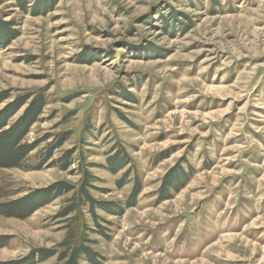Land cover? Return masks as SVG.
Listing matches in <instances>:
<instances>
[{"label":"rangeland","instance_id":"obj_1","mask_svg":"<svg viewBox=\"0 0 264 264\" xmlns=\"http://www.w3.org/2000/svg\"><path fill=\"white\" fill-rule=\"evenodd\" d=\"M37 1L0 0L18 33L0 48V110L28 94L48 102L26 138L38 147L0 169V204L56 181L76 188L26 219L0 215V261L67 239L76 213L59 214L83 162L98 164L100 202L124 205L142 182L123 214L96 209L101 264H264V0H57L45 14ZM117 146L132 163L113 174L102 165ZM173 169L190 178L167 192ZM83 219L98 229L89 204Z\"/></svg>","mask_w":264,"mask_h":264},{"label":"trees","instance_id":"obj_2","mask_svg":"<svg viewBox=\"0 0 264 264\" xmlns=\"http://www.w3.org/2000/svg\"><path fill=\"white\" fill-rule=\"evenodd\" d=\"M57 0H38L34 4V12L39 14H45L54 8V4ZM18 5L25 11L29 10V0H16ZM31 8V7H30ZM11 23L5 22L0 18V48L8 46L18 35L15 28L11 26ZM10 97L8 92L0 93V105ZM47 99L43 94L34 95L28 94L17 97L13 101L5 104L0 110V169L3 168H18L23 167L27 157L38 147L40 141L36 140L32 143L27 142L26 138L31 132L32 125L36 123L44 108L47 106ZM23 112L16 120L14 118L17 113L23 109ZM62 140L59 143L53 145L50 148L49 153L44 157V162H48L52 157L55 149L62 146ZM75 151H68L62 158L61 165L63 169L68 168L71 165L70 157ZM106 165H102L109 173H119L125 170L132 163V158L127 151L120 146L114 148L113 152L107 158ZM66 160V162H65ZM98 166L95 164H87L84 167V163L81 164V171L84 173V180L78 189V193L75 199L72 200L70 205L59 214L60 217H66L71 213H76L74 217L70 219V230L67 239L60 243L57 247L46 248L38 247L32 250L28 255L16 260L0 261V264H38L40 262L51 259L52 257H58V263L56 264H84L81 263L85 259L89 264H101L102 255L100 252H96L90 243L93 241L89 237V233L92 231L101 232L106 236V228L100 225L99 215L96 214V209L101 208L107 211L109 214L121 215L128 207L135 206L136 200L142 192V182L140 178L135 179L133 191L128 197L126 203L123 204H107L95 199L89 190L90 187H94V183L100 180L99 177L94 176L88 169ZM180 168V167H179ZM130 169H127L125 176L119 182V186L123 187L126 183V178L130 175ZM176 169L170 170L163 179L161 186L164 191H171L173 188L178 191L184 187L190 178L189 173L184 170L176 173ZM75 185L67 180L56 181L48 186L34 188L28 193L20 196L17 199L5 201L0 204V215L8 217H15L18 219H26L32 216L40 208L50 204L57 198L65 195L66 193L75 190ZM167 195L161 196L164 199ZM89 204L91 206V212L94 214V221L98 224V229H91L83 219L84 205Z\"/></svg>","mask_w":264,"mask_h":264}]
</instances>
